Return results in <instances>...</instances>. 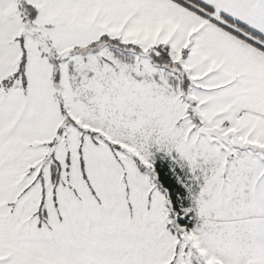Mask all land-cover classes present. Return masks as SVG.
<instances>
[{"label": "snow or ice", "instance_id": "snow-or-ice-1", "mask_svg": "<svg viewBox=\"0 0 264 264\" xmlns=\"http://www.w3.org/2000/svg\"><path fill=\"white\" fill-rule=\"evenodd\" d=\"M0 264H264V0H0Z\"/></svg>", "mask_w": 264, "mask_h": 264}]
</instances>
